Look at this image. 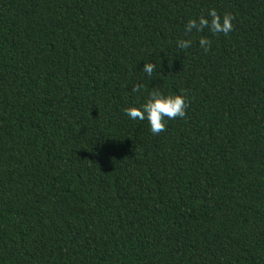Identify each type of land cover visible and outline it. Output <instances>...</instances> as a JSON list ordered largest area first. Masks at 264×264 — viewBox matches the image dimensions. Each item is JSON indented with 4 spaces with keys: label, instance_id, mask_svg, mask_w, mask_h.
Masks as SVG:
<instances>
[{
    "label": "trees",
    "instance_id": "trees-1",
    "mask_svg": "<svg viewBox=\"0 0 264 264\" xmlns=\"http://www.w3.org/2000/svg\"><path fill=\"white\" fill-rule=\"evenodd\" d=\"M0 264H264V0H0Z\"/></svg>",
    "mask_w": 264,
    "mask_h": 264
},
{
    "label": "clouds",
    "instance_id": "clouds-1",
    "mask_svg": "<svg viewBox=\"0 0 264 264\" xmlns=\"http://www.w3.org/2000/svg\"><path fill=\"white\" fill-rule=\"evenodd\" d=\"M232 19L230 15L221 17L215 9H210L207 16L201 15L196 19H190L185 25V32L191 33L195 30L197 33L207 29L210 33L224 34L225 36L232 31ZM192 41L178 40L177 46L180 49L191 47ZM200 47L207 52L211 46V41L204 36L199 39ZM155 65L151 63L144 64L142 71L151 77ZM143 85L136 84L133 86V92H140ZM187 101L180 95H164L160 91H153L149 94L146 101L139 107H128L124 109V114L132 121L147 120L152 134H159L166 130L167 120L183 118L186 114Z\"/></svg>",
    "mask_w": 264,
    "mask_h": 264
}]
</instances>
